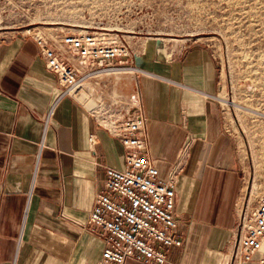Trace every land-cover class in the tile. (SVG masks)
I'll return each instance as SVG.
<instances>
[{
  "label": "crops",
  "instance_id": "crops-1",
  "mask_svg": "<svg viewBox=\"0 0 264 264\" xmlns=\"http://www.w3.org/2000/svg\"><path fill=\"white\" fill-rule=\"evenodd\" d=\"M125 69L86 82L45 123L58 77L33 38L0 48V264H99L105 244L87 231L89 215L106 168L126 167L122 146L102 125L123 119L136 93L148 158L161 177L184 158L176 207L184 244L168 264H232L244 164L218 100L214 55L197 47L171 62Z\"/></svg>",
  "mask_w": 264,
  "mask_h": 264
},
{
  "label": "rangeland",
  "instance_id": "rangeland-1",
  "mask_svg": "<svg viewBox=\"0 0 264 264\" xmlns=\"http://www.w3.org/2000/svg\"><path fill=\"white\" fill-rule=\"evenodd\" d=\"M87 32L123 44L131 70L197 47L214 55L218 100L244 164V206L248 193L255 206L264 190V0H0V48Z\"/></svg>",
  "mask_w": 264,
  "mask_h": 264
},
{
  "label": "built area",
  "instance_id": "built-area-1",
  "mask_svg": "<svg viewBox=\"0 0 264 264\" xmlns=\"http://www.w3.org/2000/svg\"><path fill=\"white\" fill-rule=\"evenodd\" d=\"M32 38L46 68L61 86L45 123L59 101L91 79L125 69L124 59L129 56L123 44L95 32L66 34L58 42ZM127 105L123 119L102 125L122 146L126 167L106 168L104 188L97 194L87 231L105 244L99 264H168L172 250L184 244L177 233L176 217L184 158L163 179L148 158L147 118L140 93ZM89 143L94 149L97 136H90ZM232 264H264V190L255 206L249 209L248 202L241 211Z\"/></svg>",
  "mask_w": 264,
  "mask_h": 264
},
{
  "label": "bare ground",
  "instance_id": "bare-ground-1",
  "mask_svg": "<svg viewBox=\"0 0 264 264\" xmlns=\"http://www.w3.org/2000/svg\"><path fill=\"white\" fill-rule=\"evenodd\" d=\"M127 69H128V68H127ZM123 70H126V69H118V70H115V71L112 72V73H115V74L117 75V74L121 73V71H123ZM85 85H86V83L81 84L76 90H78V89L84 87ZM76 90H74V91L72 92V94H75ZM80 94H81V93H80ZM79 96H80V95H79ZM253 192H254V190H253ZM253 194H254V193H252L251 200L253 199V196H254ZM250 207H251V205H250V203H249V209H250Z\"/></svg>",
  "mask_w": 264,
  "mask_h": 264
}]
</instances>
